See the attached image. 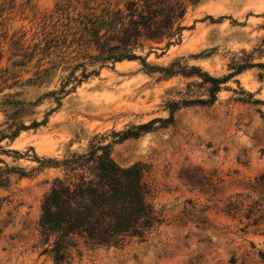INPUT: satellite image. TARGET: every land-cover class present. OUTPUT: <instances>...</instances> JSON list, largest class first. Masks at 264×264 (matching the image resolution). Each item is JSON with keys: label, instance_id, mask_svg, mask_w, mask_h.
Returning <instances> with one entry per match:
<instances>
[{"label": "rangeland", "instance_id": "374dc122", "mask_svg": "<svg viewBox=\"0 0 264 264\" xmlns=\"http://www.w3.org/2000/svg\"><path fill=\"white\" fill-rule=\"evenodd\" d=\"M6 2L0 18V170L7 179L0 188V264H55L42 254L38 221L42 199L63 172L39 161L86 153L99 138L112 143L110 157L119 166L144 165L164 222L116 247H79L62 264H262L264 0L189 6L179 40L138 52L149 69L138 61L73 67L83 62L75 45L63 54L42 51L69 21L74 27L86 0ZM191 67L215 78L241 72L220 86L213 105L179 109L173 124L157 122L138 138L120 140L123 132L168 118L170 103L208 99L209 84L195 73L181 75ZM167 68L178 74L160 70Z\"/></svg>", "mask_w": 264, "mask_h": 264}, {"label": "trees", "instance_id": "16d2710c", "mask_svg": "<svg viewBox=\"0 0 264 264\" xmlns=\"http://www.w3.org/2000/svg\"><path fill=\"white\" fill-rule=\"evenodd\" d=\"M6 1L0 2V18L5 12ZM199 1L86 0L74 27H67L69 21L62 35L46 39L42 51L50 49L63 54L65 49L75 45L77 59L83 62L73 67L92 64L105 67L109 63L138 61L145 69L154 68L149 67L146 58L138 52L148 49L149 54L157 49L153 46L164 43L165 48H169L179 40L185 29L182 20L187 8ZM160 70L170 77L178 74L171 68ZM240 72L238 68L224 78H215L196 67L182 70L184 77H192L195 73L203 83L209 84L208 99L170 103L168 118L137 126V132H123L120 140L138 138L157 122L164 126L173 124L174 114L179 109L193 104L213 105L220 86ZM81 77H88L86 69ZM39 79L40 76L37 81ZM99 139L86 153L74 154L62 161H39L55 164L63 172L62 178L53 181L49 193L42 199L38 221L42 254L50 256L55 264L68 263L73 251L82 246L116 247L128 238L143 239L164 222L161 211L153 203L154 191L145 179L144 165L119 166L110 157L112 143L103 144L102 138ZM12 172L20 177L28 176L20 168H13ZM6 181L0 170V188ZM257 256L264 264V251H258Z\"/></svg>", "mask_w": 264, "mask_h": 264}]
</instances>
